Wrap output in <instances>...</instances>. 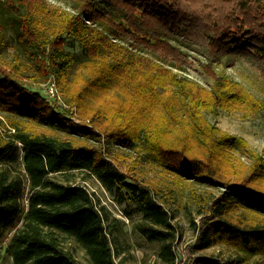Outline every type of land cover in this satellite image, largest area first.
<instances>
[{
	"label": "trees",
	"instance_id": "1",
	"mask_svg": "<svg viewBox=\"0 0 264 264\" xmlns=\"http://www.w3.org/2000/svg\"><path fill=\"white\" fill-rule=\"evenodd\" d=\"M1 1L14 17L17 41L36 45L28 53L31 66L18 56L0 59V236L22 218L5 247L12 262L81 264L66 249L71 241L88 264H118L111 241L118 220L78 182L89 179L123 206L126 216L141 215L139 233L162 242L161 260L175 261V229L164 200L171 190L160 194L118 169L103 146L85 143L107 140L139 148L150 165L176 180L222 188L220 194L208 192L207 202L200 198L205 206L198 209L199 223L192 221L196 236L190 250L221 246L235 255L199 257L193 264H264V158L243 139L219 135L203 115L244 97L230 79L216 77L207 90L176 72L171 73V85L179 87L175 92L165 85L170 70L162 65L184 47L214 64L243 58L264 77V24L257 20L264 3L256 4L255 14L245 0L233 6L236 17L226 26L212 21L203 28L198 24L211 13L195 17L181 0H70L67 10L50 8L44 0ZM255 26L259 31L253 32ZM194 30L200 31L192 37ZM2 35L0 24V46ZM49 84H56L70 110L47 97L43 86ZM76 108L87 125L71 119ZM236 148L249 153L251 165L244 167L239 159L226 163L232 159L228 150Z\"/></svg>",
	"mask_w": 264,
	"mask_h": 264
},
{
	"label": "rangeland",
	"instance_id": "2",
	"mask_svg": "<svg viewBox=\"0 0 264 264\" xmlns=\"http://www.w3.org/2000/svg\"><path fill=\"white\" fill-rule=\"evenodd\" d=\"M50 8L69 9L70 0H44ZM188 5L189 9L194 11L195 17H208L209 20L201 22L203 28L212 26L211 22L216 21L219 27L226 26L234 17L237 10L233 9L238 3L245 0H235L232 2H224L223 0H181ZM248 7L256 14V4H263L264 0H248ZM5 5L0 0V24L3 27L2 42L0 46V59L2 62H10L14 56H18L27 66H31L33 58L28 54L34 51V46L29 43H19L15 36V27L13 15L3 10ZM251 22H260L264 24V11L257 15V20L247 15ZM206 22V23H205ZM205 23V24H204ZM193 29H197L196 24H192ZM191 36H198L200 30H194ZM259 31L257 26L254 31ZM255 34V33H254ZM253 34V35H254ZM45 36L44 38H47ZM256 40V39H253ZM180 48V46H177ZM181 47H183L181 45ZM188 47V46H186ZM180 54L173 52L177 57L167 58L162 65L168 68L167 72L170 76L164 82L166 87L175 92L179 91L178 85L171 82V73H178L180 76L187 78L192 83L209 90L215 83L216 77L230 79L235 85V91L244 97L241 102H226L222 106H218L216 110L203 111V115L207 120L214 123L218 129L219 135L233 136L243 139L249 150L255 154H262L264 158V77L260 74L258 66L248 63L245 59L234 57L231 63L227 65L210 63L205 56H200L195 50H187L180 48ZM36 50V49H35ZM149 55L153 59H158L156 54ZM160 59V57H159ZM181 66V67H180ZM76 66L72 68L73 73ZM180 69V70H179ZM177 74V75H178ZM180 80V77H178ZM54 85V84H53ZM171 85V86H170ZM43 86L44 91L50 100H55L57 104L62 105L68 110L69 106L63 101L62 97L57 94L58 87L56 84L51 87ZM160 92L162 89L159 90ZM247 98L245 101V94ZM239 98V97H238ZM102 103V101H100ZM77 108L73 111L71 119L76 122L87 125V120L79 116ZM60 135V133H59ZM61 137V136H60ZM65 137V136H64ZM68 138V137H66ZM70 139V138H69ZM107 144H98L92 140L85 143L94 148L103 146L102 152L106 157H110L118 169L126 171L138 177V179L152 184L160 194L164 195L165 191L171 190L170 195H165V205L171 212L172 225L175 229V239L173 242L175 261L173 263L161 260L158 252L161 249V241H148L137 230L136 226L141 221V215L135 214L128 217L124 214V207L113 202L111 196L101 187L94 179L87 180L86 183L79 180L80 184L88 187L90 191H94L96 197L106 206L107 210L114 216L118 222L114 226L111 236L112 246L115 251L114 259L118 264H193L194 260L199 257L216 258V259H232L235 253L226 247L213 246L204 251L190 250V246L194 243L196 231L192 227V221L199 223L198 209L205 206L208 201L207 193L220 194L221 187H211L207 183L176 180L174 176L161 172L157 167L150 165L152 163L139 148L127 149L118 147L111 142ZM80 143V142H78ZM106 154H105V153ZM227 150H225V153ZM232 159L226 161L228 165L237 164V159L244 167H248L253 162L249 153L243 149L228 150ZM140 157L139 163H134L136 158ZM169 173V172H168ZM171 174V173H170ZM26 198V197H25ZM200 198L204 202L200 201ZM26 201H23V210ZM21 216L8 226L0 236V264H14L11 258L5 253V247L13 233V228L20 225ZM73 256L81 263L88 264L84 252L73 242L69 241L65 244ZM251 259L249 263H252ZM244 264V263H238Z\"/></svg>",
	"mask_w": 264,
	"mask_h": 264
},
{
	"label": "built area",
	"instance_id": "3",
	"mask_svg": "<svg viewBox=\"0 0 264 264\" xmlns=\"http://www.w3.org/2000/svg\"><path fill=\"white\" fill-rule=\"evenodd\" d=\"M51 87H54V85L52 84V86Z\"/></svg>",
	"mask_w": 264,
	"mask_h": 264
}]
</instances>
